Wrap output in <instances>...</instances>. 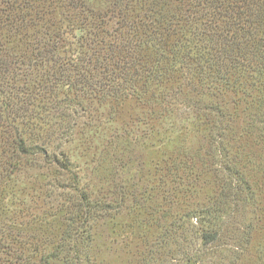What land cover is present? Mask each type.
Returning <instances> with one entry per match:
<instances>
[{
	"label": "trees",
	"instance_id": "16d2710c",
	"mask_svg": "<svg viewBox=\"0 0 264 264\" xmlns=\"http://www.w3.org/2000/svg\"><path fill=\"white\" fill-rule=\"evenodd\" d=\"M95 1L0 0V182L32 165H47L55 175L69 172L66 151L60 148L52 154L48 150L51 141L68 145L69 125L56 123L55 130L52 125L45 129L34 120L47 125V117L75 113L84 100L135 96L147 101L152 86L175 81L182 87L171 88L163 101L177 115L198 110L199 100L188 97L187 89L202 78L215 90L213 81L221 83L225 92L236 82L227 77L236 71L255 73L264 80V0H103L102 7ZM260 86L255 96L241 91L264 109V87ZM172 93L178 95L174 99L178 104L173 101L177 109H171ZM213 97L207 101L202 95L210 131L205 153L212 156L208 168L215 178L214 194L185 210L162 195L169 208L178 212L167 214L171 219L162 224L164 229L140 264H243L248 255L253 227L246 212L253 191L226 139L232 128L244 127L229 113L225 116L223 105ZM261 124L264 128V119ZM52 148L56 150L57 145ZM179 162L178 157L171 160L169 170L173 172ZM179 170L172 179L178 187L184 184L189 190L196 185L183 182L193 174L191 169ZM79 181L73 174L70 183L57 187L68 188L69 195L74 191L83 209H77L80 218L92 220L99 200L80 191ZM112 186L113 199L104 197L101 208L114 209L121 201L135 200L126 181ZM2 228L1 261L29 264L24 249L15 245L17 233ZM82 236L68 224L58 237L78 240ZM62 246L47 251V260L54 256L64 257L68 264L88 263L87 252L74 244L69 247L74 256L62 257Z\"/></svg>",
	"mask_w": 264,
	"mask_h": 264
},
{
	"label": "rangeland",
	"instance_id": "374dc122",
	"mask_svg": "<svg viewBox=\"0 0 264 264\" xmlns=\"http://www.w3.org/2000/svg\"><path fill=\"white\" fill-rule=\"evenodd\" d=\"M103 3V0L95 1L96 6L102 7ZM73 31L77 36L81 33L79 30ZM247 73L236 71L232 76L227 75L229 82L236 80L227 92L217 81L212 84L217 90L209 88L206 78L194 82L187 89L188 97L199 100L200 112L171 113L165 107L163 98L171 93V88L180 89L182 86L178 82L168 81L158 88L152 86V95L147 94V101L135 96L120 99L109 97L103 101L89 99L82 102L77 112H66V117H47V125L34 120L45 129L52 125L51 128L55 130L56 123L69 125L68 133L71 135L68 145L51 141L48 150L53 154L60 148L64 149L71 160V168L69 172L55 175L47 165H32L2 180V230L6 227L17 233L15 245L24 249L29 264H68L63 256H74L72 249H69L73 244L87 252V264H140L150 245L157 241L156 235L164 229L162 224L171 219L167 214L178 212V209L173 212L174 207L169 208L170 202L167 199L163 201L162 195L172 198L173 206L178 204L181 210H185L214 194L215 178L208 168L212 156L205 153L209 150L210 139L209 125L206 123L207 109L202 108V95L205 94L208 101L210 95L214 94L213 100L223 105V114L227 116L229 113L230 119H237L244 127L243 130L232 128L226 137L253 191L252 204L247 206L246 212L253 230L248 255L242 262L264 264V128L261 124L264 109L259 107L261 103L250 97L245 98L241 91L255 96V88L258 84L264 87V80L255 73ZM223 91L225 94L221 93ZM177 96L173 94L172 100H169L171 109H177L174 105L178 104L177 100L174 101L178 99ZM40 138L48 139L44 136ZM56 145L54 150L52 146ZM176 157L180 162L172 172L169 170L170 161ZM181 168L185 171L191 169L193 173L183 179V182L196 183L191 184L189 190H185L184 184L178 187L172 180L174 173H179ZM196 173L201 175L196 176ZM73 174L80 178L77 184L80 191L91 193L96 202L99 200L92 220L80 218L81 212L77 211L80 201L74 191L69 195L68 188L57 187L70 183ZM125 181L135 200L121 201L114 209L101 208L104 197L109 199L111 196L112 184ZM113 205H117L116 202ZM76 219L79 220L76 222ZM68 224L71 228L77 227L84 236L78 240L60 239L58 236ZM61 241V250L65 249L60 253L63 259L51 256L52 259L47 260V251L51 252L53 247L62 245ZM0 264H4L1 259Z\"/></svg>",
	"mask_w": 264,
	"mask_h": 264
}]
</instances>
